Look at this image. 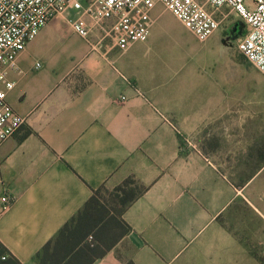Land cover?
<instances>
[{
    "label": "crops",
    "instance_id": "crops-1",
    "mask_svg": "<svg viewBox=\"0 0 264 264\" xmlns=\"http://www.w3.org/2000/svg\"><path fill=\"white\" fill-rule=\"evenodd\" d=\"M163 14L152 10L149 38L126 48L77 35L75 11L58 15L8 71L7 101L26 121L0 144V198L12 197L0 208V264H40L96 191L128 179L144 188L122 215L128 232L113 213L82 217L49 264H264V166L230 162L222 110L179 90L174 58L197 44ZM79 243L87 256L63 257Z\"/></svg>",
    "mask_w": 264,
    "mask_h": 264
},
{
    "label": "built area",
    "instance_id": "built-area-1",
    "mask_svg": "<svg viewBox=\"0 0 264 264\" xmlns=\"http://www.w3.org/2000/svg\"><path fill=\"white\" fill-rule=\"evenodd\" d=\"M162 4L199 42L211 38L228 16L217 12L227 8L245 23V34L238 43L240 54L264 74V0H0V144L11 138L25 123L8 103L7 93L14 82L8 71L17 68V58L28 43L54 17L67 16L72 30L90 41L99 32V41L110 40L119 48L144 42L150 36V14ZM126 98H121L124 101ZM12 204V197L0 198L1 210Z\"/></svg>",
    "mask_w": 264,
    "mask_h": 264
},
{
    "label": "rangeland",
    "instance_id": "rangeland-1",
    "mask_svg": "<svg viewBox=\"0 0 264 264\" xmlns=\"http://www.w3.org/2000/svg\"><path fill=\"white\" fill-rule=\"evenodd\" d=\"M155 9L165 13L161 21L172 22V14L162 4H157L153 11ZM221 14L228 17L211 38L199 42L190 33L197 50L191 51L188 59L174 58V63L180 65L175 67V74L180 77L179 90L181 93L197 91V97L199 92H205L206 105L211 97L214 113L222 110V122L227 125L224 140L236 145V153L230 155V162L249 159L264 166V74L246 61L238 50L246 27L244 21L227 8L217 12L216 16L221 18ZM236 24L240 34L232 36L231 29ZM164 41L177 42L179 39L170 34ZM196 102L199 104L201 100L197 98ZM112 190H104L101 197L108 198Z\"/></svg>",
    "mask_w": 264,
    "mask_h": 264
},
{
    "label": "trees",
    "instance_id": "trees-1",
    "mask_svg": "<svg viewBox=\"0 0 264 264\" xmlns=\"http://www.w3.org/2000/svg\"><path fill=\"white\" fill-rule=\"evenodd\" d=\"M242 33L245 34V29H243ZM238 34H240V30ZM103 190L104 188H100L96 191L94 196L90 198L78 215L67 223L60 230L58 235L53 240L48 242L43 247L42 251L37 254V259L40 264H49V261L52 260V254L56 251V248L61 240H66V244L71 242L74 232L77 230L78 225H76V222L82 217L88 216L90 224L92 223L93 218L97 219L98 222L101 223L110 213H113L110 218L111 224L115 228L119 229L122 235L128 232L129 226L122 219V215L126 209L143 193L144 188H140L133 179H128L122 186L115 188L110 193L108 198L101 197ZM76 247H78V245L69 251H65L63 257L68 258L72 255V259H75L80 256H87L88 252L80 247V243L79 250L74 253V249H76Z\"/></svg>",
    "mask_w": 264,
    "mask_h": 264
},
{
    "label": "flooded vegetation",
    "instance_id": "flooded-vegetation-1",
    "mask_svg": "<svg viewBox=\"0 0 264 264\" xmlns=\"http://www.w3.org/2000/svg\"><path fill=\"white\" fill-rule=\"evenodd\" d=\"M239 30H240V28H239L238 24H236V25L233 27L232 31H231V35H232V36H235L236 34H238Z\"/></svg>",
    "mask_w": 264,
    "mask_h": 264
}]
</instances>
